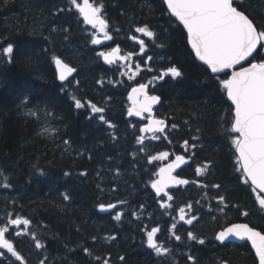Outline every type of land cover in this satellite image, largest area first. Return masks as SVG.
<instances>
[{
  "label": "trees",
  "instance_id": "16d2710c",
  "mask_svg": "<svg viewBox=\"0 0 264 264\" xmlns=\"http://www.w3.org/2000/svg\"><path fill=\"white\" fill-rule=\"evenodd\" d=\"M90 2L103 4L106 31L112 36L101 45L91 43L93 28L70 0H0V50L14 46L11 63L0 56V216L30 221L26 248L39 261L47 258L46 264H257L246 241L214 240L218 230L237 221L264 233L259 194L236 170L235 149L226 131L231 104L219 83L226 77L212 75L195 59L183 28L163 0ZM234 6L264 30V0H234ZM145 25L155 39L135 32ZM132 36L145 41V53L139 54ZM113 47L131 53L132 62L107 64L97 55ZM53 56L76 69L66 82L58 80ZM148 57L152 59L145 64ZM250 61H264V48ZM137 64L140 71L133 75ZM170 66L183 75L153 81ZM140 84L160 97L155 115L167 126L164 133H156L159 139L143 134V145L137 137L144 120L128 115L129 91ZM73 96L84 107L77 109ZM89 101L104 112L92 113ZM37 109L52 115H28ZM161 152L169 156L149 163L150 156ZM177 155L187 161L178 174L194 183L172 190L171 201L158 198L151 183L160 167ZM205 164L197 176L196 168ZM5 183L10 187H3ZM220 196L225 203L218 201ZM121 201L113 211L99 209L100 204ZM161 203L172 207L162 208ZM181 207L186 219L197 217L192 225L179 220ZM117 212L120 221L114 219ZM152 227L159 229L157 242L170 254L159 256L147 246L146 231ZM189 231L197 240L188 239ZM32 234L41 249H36ZM176 235L182 239L177 241Z\"/></svg>",
  "mask_w": 264,
  "mask_h": 264
},
{
  "label": "snow or ice",
  "instance_id": "6c2138e0",
  "mask_svg": "<svg viewBox=\"0 0 264 264\" xmlns=\"http://www.w3.org/2000/svg\"><path fill=\"white\" fill-rule=\"evenodd\" d=\"M4 2L7 3V0H4ZM70 3L83 17V22L91 25L96 30L92 34V44L98 45L101 43V40L97 38V33H101L105 40L112 39V36L106 31L108 24L102 15V3L97 2L93 4L90 0H82V2L70 0ZM164 4L167 5L171 16L175 17L186 30L187 43L191 46L196 58L207 66L211 74L218 76L222 73L227 77L226 79H221L219 83L221 88L226 92L227 99L231 101L232 118L230 127L226 131L229 133L231 144L235 149L236 170L242 174L241 179L245 184L249 181L251 182L253 192H257L258 190L259 193H264V61L251 62L248 67H244L241 64L242 61L248 62L249 58L254 59V53H257L259 48H264V30H258L253 21L243 11L233 6L234 0H164ZM135 32L150 39L156 38V34L147 25L136 27ZM131 39L137 40V37L132 36ZM137 42L139 43L140 53H145V41L139 39ZM13 53L14 46L12 44H8L0 50V56L8 57L9 63L12 62ZM97 55L102 57L107 64H113L117 61L128 62L132 59L131 53L127 56L120 55L119 47H114L108 52L101 51ZM52 59L57 67L58 79L61 82L66 81L75 72L74 68L63 62L60 58L53 56ZM151 59L152 57H148V60H145L144 63L147 64ZM237 65H240L239 71L234 70ZM135 67L136 71L133 72V75L140 71L139 64ZM227 70H232L231 75H229ZM182 75L183 73L178 67L170 66L152 79L153 81L163 80L169 76L175 79ZM147 88L148 85L140 84L138 87L132 88V92L129 94V100L132 101L133 106L128 109V115L138 116L147 120V124L140 127L139 131L141 135L137 137V143L141 145H143L146 139L143 134L151 133V139H159L160 137L156 133H164L167 127L163 119H157L152 114L153 105L159 102L160 97L148 95ZM61 90L63 91V88ZM140 97L143 98L140 99ZM72 99L77 109L84 107L80 99L75 96ZM25 102L31 103L28 97H25ZM88 106L91 108L92 113L104 112L103 108L98 107L90 101L88 102ZM40 111H43L45 115H52L46 109L29 110L28 115L38 116ZM145 113H147L146 116L144 115ZM99 118L101 121L108 123L109 127H114V125L105 120L103 115H100ZM172 127L175 128L176 125H172ZM42 132L47 133L48 128H44ZM164 138L167 139L166 136ZM64 143L68 144L69 141L65 140ZM183 147L185 150L189 147L187 140L183 142ZM191 147L194 148L195 145H191ZM144 150L141 147L140 151ZM168 156V152H161L159 155L150 156L149 163L155 160L166 159ZM186 162L185 156L177 155L173 163L159 169L157 175L160 176V179L153 180L151 183V187L155 190L158 197L163 199L161 196L163 193V196H167L168 200L171 201L173 197L165 191V188L170 183L177 185L190 183L187 179H178L177 176L172 175L176 168H179ZM206 167L207 164H205L204 168L198 166L195 170L196 175L200 176ZM0 176H3L2 172H0ZM4 179L6 181L8 177H4ZM3 187L7 188L10 185L5 183ZM212 187L218 189L220 186L212 185ZM64 199L69 200V195L64 194ZM217 199L220 203H225L224 196H220ZM256 199L258 204L264 208V197L257 195ZM119 203L124 202L121 201ZM160 206L162 208L172 207L171 204L167 203H161ZM187 207L190 210L192 206L189 204ZM99 208L101 210L115 209L116 204H100ZM220 210L223 211V209ZM244 214L247 215V213ZM133 215L135 216L136 213L134 212ZM114 219L120 221L121 213L117 212ZM196 219L197 217L194 215L186 219L185 208L181 207L179 209V220L192 225ZM7 224L17 227L23 225L24 231L16 233L19 236L27 234L30 221L17 216L14 219H9ZM172 228H176L175 223L172 225ZM158 231L157 227H152L150 231H146L147 246L159 256L170 254V250L167 247L157 242ZM6 233L11 235L9 228L0 227V249H5L16 261H20V264H25L24 258L14 248L13 243L5 238ZM229 237L250 241L252 248L255 249L259 264H264V234L249 227L248 224H233L218 232L215 238L223 242ZM32 239L35 240L36 249L43 247L39 240H36L34 234H32ZM111 239H115V237H111ZM175 239L180 241L182 237L176 235ZM188 239L197 240V237L189 231ZM197 242L203 244L204 240L199 239ZM84 251L91 255L87 248ZM3 255L4 253L0 252V256ZM96 259L99 260L100 258L96 257ZM120 259L123 260L124 257ZM188 259L194 260L192 256H189ZM46 260L47 258L41 260L39 264H46ZM104 264H109L108 260H104Z\"/></svg>",
  "mask_w": 264,
  "mask_h": 264
},
{
  "label": "water",
  "instance_id": "95a60500",
  "mask_svg": "<svg viewBox=\"0 0 264 264\" xmlns=\"http://www.w3.org/2000/svg\"><path fill=\"white\" fill-rule=\"evenodd\" d=\"M163 2H164V0H163ZM165 5V7L167 8V5L166 4H164ZM234 6V5H233ZM168 10V9H167ZM239 10V9H238ZM168 13L170 14V16H171V13L169 12V10H168ZM182 28H183V25L182 24H180L179 23V21L178 20H176V18L175 17H173V16H171ZM250 19V18H249ZM251 20V19H250ZM255 25V24H254ZM183 30H184V32H185V34H186V38H187V33H186V30L183 28ZM2 42V39L0 38V43ZM188 44V43H187ZM188 47H189V49L191 50V52L193 53V55H194V57H195V59L199 62V63H201L202 65H204L203 64V62H201V61H199L197 58H196V56H195V54H194V52L192 51V49H191V46L188 44ZM258 48H259V45H258ZM255 54V53H254ZM251 60V58H249V61L248 62H245V61H242L241 62V64L244 66V67H248L249 66V63H251V62H257V61H250ZM64 62V61H63ZM66 63V62H65ZM68 64V63H67ZM70 67H72V68H74L72 65H70V64H68ZM206 68H207V66L206 65H204ZM55 67H56V65H55ZM75 69V68H74ZM209 70V69H208ZM234 70H236V71H239L240 70V65H237V66H235V68H234ZM228 71V73H229V75H231V71L232 70H227ZM56 72H57V67H56ZM75 72H76V69H75ZM75 72H73L72 73V75L70 76V77H68V79L67 80H69L74 74H75ZM209 72H210V70H209ZM211 73V72H210ZM222 74V73H221ZM221 74H219V75H221ZM212 75H215V74H212ZM57 77H58V75H57ZM227 78V77H226ZM225 78V79H226ZM59 80V79H58ZM66 80V81H67ZM60 81V80H59ZM66 81H63V82H66ZM61 82V81H60ZM62 82V83H63ZM135 87H138V86H135ZM134 88V87H133ZM146 91H147V89H146ZM132 92V89H130V91H129V94ZM148 93V92H147ZM225 94H226V92H225ZM148 95H150L149 93H148ZM151 95H156V94H151ZM156 96H158V95H156ZM159 97V96H158ZM226 97H227V95H226ZM143 97H140V99H142ZM229 101V100H228ZM159 103H160V100H159V102L157 103V104H155V105H153V112H152V114H153V116L155 117V111H154V109L159 105ZM229 103L231 104V101H229ZM133 106V104H132V101L131 100H129V108H131ZM145 116L147 115V113H145L144 114ZM132 118H135V119H142L141 117H138V116H131ZM156 118V117H155ZM158 119V118H157ZM146 124H147V122H146ZM145 125V124H144ZM151 134V133H150ZM236 135V134H235ZM176 157V156H175ZM175 157L174 158H172L171 160H169V161H167L164 165H162L161 167H166L168 164H170V163H173L174 161H175ZM186 164V163H185ZM185 164H182L179 168H176L174 171H173V173H172V175L173 176H177V178L178 179H186V178H184V177H182V176H180V175H178V171L182 168V167H184L185 166ZM160 167V168H161ZM159 172V171H158ZM158 179H160V176L159 175H157L156 176V178H155V180H158ZM190 183L189 184H192V183H194V181H192V180H189V179H187ZM250 185H251V182L249 181L248 182ZM186 185H188V184H186ZM180 186H182V185H177V184H169V186L168 187H166L165 188V191L168 193V192H170V191H172V190H174V189H176V188H178V187H180ZM152 190H153V192L156 194V192H155V190L152 188ZM257 192H258V190H257ZM259 193V192H258ZM260 195H262L263 197H264V193H259ZM157 196V195H156ZM161 196L162 197H164L163 196V193L161 194ZM158 197V196H157ZM159 198V197H158ZM110 204H116V208L119 206V205H121V203H119V202H117V203H110ZM105 205H108V204H105ZM115 208V209H116ZM100 209V208H99ZM114 209H106V210H101L100 209V211L101 212H110V211H113ZM263 211H264V208H263ZM233 224H248L247 222H245V221H237V222H233V223H231V224H229V225H227V226H225L224 228H222V229H220V230H218L216 233H215V235H214V240H215V242H217V243H219V244H223V243H240V242H242V241H246L249 245H250V248H251V251L253 252V254H254V257L256 258V260H257V264H259V260H258V257L256 256V252H255V249H253L252 248V245H251V242L250 241H248V240H239V239H237V238H235V237H229V238H227L225 241H223V242H221V241H218V240H216V235H217V233L218 232H220V231H222L223 229H225V228H227V227H230V226H232ZM249 225V224H248ZM249 227H251V228H253L254 230H256V231H259V232H261L260 230H258L257 228H254V227H252V226H250L249 225ZM261 234H264L263 232H261Z\"/></svg>",
  "mask_w": 264,
  "mask_h": 264
},
{
  "label": "flooded vegetation",
  "instance_id": "af4514ba",
  "mask_svg": "<svg viewBox=\"0 0 264 264\" xmlns=\"http://www.w3.org/2000/svg\"><path fill=\"white\" fill-rule=\"evenodd\" d=\"M108 51H110V50H108ZM108 51H105V52H108ZM139 54H141V53H139ZM164 197H166V196H164ZM9 219H14V218H11L10 216H6V217L0 216V227H8L9 231L11 233V235L6 233L5 238L9 239L10 242L13 243L14 248H16V250L24 258L25 264H39L40 261L38 260L37 255L30 248H26V244L28 242V241H26V234H21L19 236L16 235L17 232H23L24 231V226L23 225H20L19 227L10 226L7 224V221ZM242 242H240V243H242ZM223 244H226V243H223ZM231 244H233V243H231ZM249 247H250V245H249ZM250 250H251V248H250ZM0 252L4 253L3 256H0V264H20V261H16L15 258L12 257L10 253H7V251L5 249H0ZM253 256H254V254H253ZM256 262H257V260H256Z\"/></svg>",
  "mask_w": 264,
  "mask_h": 264
},
{
  "label": "rangeland",
  "instance_id": "374dc122",
  "mask_svg": "<svg viewBox=\"0 0 264 264\" xmlns=\"http://www.w3.org/2000/svg\"><path fill=\"white\" fill-rule=\"evenodd\" d=\"M94 32H96V30L95 29H93V33ZM97 38H99L100 40H101V43L99 44V45H101V44H103V43H105L106 42V40L103 38V35L101 34V33H97ZM128 54H123V56H127ZM120 62V64H122L123 63V61H119ZM128 62H132V59H131V61H128ZM166 200H168V198H166Z\"/></svg>",
  "mask_w": 264,
  "mask_h": 264
},
{
  "label": "bare ground",
  "instance_id": "6f19581e",
  "mask_svg": "<svg viewBox=\"0 0 264 264\" xmlns=\"http://www.w3.org/2000/svg\"><path fill=\"white\" fill-rule=\"evenodd\" d=\"M56 75H57V72H56Z\"/></svg>",
  "mask_w": 264,
  "mask_h": 264
}]
</instances>
